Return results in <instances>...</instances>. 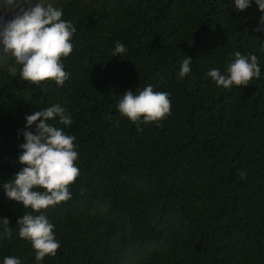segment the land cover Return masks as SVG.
<instances>
[{
	"label": "trees",
	"instance_id": "1",
	"mask_svg": "<svg viewBox=\"0 0 264 264\" xmlns=\"http://www.w3.org/2000/svg\"><path fill=\"white\" fill-rule=\"evenodd\" d=\"M72 21L68 79L39 86L0 66V180L16 162L24 116L59 103L71 115L79 175L72 198L47 209L60 245L40 264H264V35L255 5L232 0H58ZM127 51L111 57L114 42ZM255 52L262 75L224 89L206 75L230 53ZM192 71L177 75L181 56ZM8 63H11L9 58ZM151 84L169 114L136 123L115 105ZM35 123V122H34ZM27 210V209H26ZM19 203L0 189L12 237L0 256L36 264L16 236Z\"/></svg>",
	"mask_w": 264,
	"mask_h": 264
},
{
	"label": "clouds",
	"instance_id": "2",
	"mask_svg": "<svg viewBox=\"0 0 264 264\" xmlns=\"http://www.w3.org/2000/svg\"><path fill=\"white\" fill-rule=\"evenodd\" d=\"M232 5L236 13L255 5L259 17L252 31L264 35V0H232ZM63 15L58 0H0V66H7L13 74L18 66L20 80L32 85L39 86L45 80L62 85L69 73L61 58L72 51L76 31ZM126 51L122 42L115 41L111 57ZM257 51L264 53V41ZM191 62V57L181 56L177 72L180 79L192 71ZM206 75L224 89L245 86L262 75L261 64L257 53L234 50L223 69L209 68ZM115 107L137 126L159 121L169 114V93L154 91L147 84L135 91L125 90ZM70 123L71 115L59 103L26 114L23 128L17 130L23 142L17 145L16 162L22 166L10 179L0 180L4 195L22 207L23 215L15 221L16 236L30 243L36 264L46 255L55 256L60 245L46 210L72 198L69 186L80 174L74 163L79 155L76 137L58 126ZM8 223L7 217L0 216V239L12 237ZM0 264H21V259L15 254L4 255Z\"/></svg>",
	"mask_w": 264,
	"mask_h": 264
}]
</instances>
